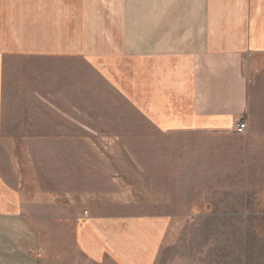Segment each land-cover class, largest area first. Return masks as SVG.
Instances as JSON below:
<instances>
[{
	"label": "crops",
	"instance_id": "crops-1",
	"mask_svg": "<svg viewBox=\"0 0 264 264\" xmlns=\"http://www.w3.org/2000/svg\"><path fill=\"white\" fill-rule=\"evenodd\" d=\"M253 57H264V0H0V151L29 158L28 151H52L48 164L56 166L72 158L56 161L54 151L132 149L121 141L91 144L92 135L122 139L125 118L130 134H139L141 122L142 131L200 135L202 165L221 143L215 135L237 134L248 111ZM91 78L108 111L92 113ZM27 156L0 160V264H65L22 246L36 238L22 199L47 196L10 184L8 174L22 181L16 170ZM83 159L80 165L91 160ZM166 174L158 179L171 181ZM64 178L52 180L74 186L56 194L51 215L71 223L86 261L154 264L174 211L87 188L106 182L104 174ZM145 180L152 182L147 170Z\"/></svg>",
	"mask_w": 264,
	"mask_h": 264
},
{
	"label": "rangeland",
	"instance_id": "rangeland-1",
	"mask_svg": "<svg viewBox=\"0 0 264 264\" xmlns=\"http://www.w3.org/2000/svg\"><path fill=\"white\" fill-rule=\"evenodd\" d=\"M249 63L253 64L250 67L246 64L250 103L241 118L246 121V130L236 131L235 135L232 132L215 135L221 143L216 145L218 149L210 150L213 157L202 165L196 164L195 157L198 154L199 163L204 162L196 148L204 141L200 135H166L149 128L142 131L145 124L141 122L139 134H130L129 119L125 118L122 133L118 134L122 139L92 135L91 144L121 141L134 145L132 149L97 150L92 146V150L54 151L56 161H67L68 154L72 158L68 160L72 163L56 166L48 164L52 151H28L31 158L23 154L25 151H0L2 162L7 158L23 161L27 156V166L21 165L16 170L23 172L22 181L13 180L14 175L8 174L12 186L18 183L29 193L41 188L47 195L22 199L31 205L27 207V219L36 229L35 243L24 242L22 246L30 255L60 263L110 264L86 261L73 241L71 223L51 215V202L56 194L64 195L67 188L74 186L67 181H54L55 178L65 179L68 173L79 176L100 173L107 176L106 182L87 183V188L105 187L107 195L114 193L124 200L135 198L141 203L156 202L160 209L167 205V211L175 212L154 264H264V57L250 58ZM85 83L92 87L89 93L92 113L104 112L105 106L108 111L110 103L100 100L98 83L94 84L92 78ZM116 130L119 132L118 127ZM83 158L91 159L88 165L79 164ZM30 159L37 167L29 163ZM94 159L105 164L99 166ZM167 159L170 165L159 167L158 161L164 164ZM146 170L151 174L150 183L145 180ZM160 173L164 178L166 173L170 174L172 180H159ZM175 174H178L176 182L172 177ZM35 200L43 205L36 206Z\"/></svg>",
	"mask_w": 264,
	"mask_h": 264
},
{
	"label": "built area",
	"instance_id": "built-area-1",
	"mask_svg": "<svg viewBox=\"0 0 264 264\" xmlns=\"http://www.w3.org/2000/svg\"><path fill=\"white\" fill-rule=\"evenodd\" d=\"M246 127H247V124H246V121L242 120V119H239L236 121V124H235V130L237 132H244L246 130Z\"/></svg>",
	"mask_w": 264,
	"mask_h": 264
}]
</instances>
